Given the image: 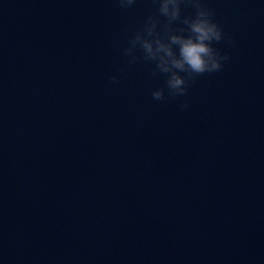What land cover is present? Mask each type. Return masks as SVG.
Returning a JSON list of instances; mask_svg holds the SVG:
<instances>
[{
  "label": "water",
  "instance_id": "1",
  "mask_svg": "<svg viewBox=\"0 0 264 264\" xmlns=\"http://www.w3.org/2000/svg\"><path fill=\"white\" fill-rule=\"evenodd\" d=\"M201 3L229 58L173 98L158 0H0V264H264V0Z\"/></svg>",
  "mask_w": 264,
  "mask_h": 264
},
{
  "label": "clouds",
  "instance_id": "2",
  "mask_svg": "<svg viewBox=\"0 0 264 264\" xmlns=\"http://www.w3.org/2000/svg\"><path fill=\"white\" fill-rule=\"evenodd\" d=\"M159 15L166 18L163 32H158L159 19L149 16L144 27L137 31L129 40V47L124 54L130 56V63L139 57L134 50L139 47L143 51L145 61L154 62L153 74H164L167 78L165 86L169 96L175 98L187 95V84L194 81L197 76L205 73L220 71L222 61L229 57L221 55L213 47L224 39L223 30L212 19L213 13L203 6L201 0H192L196 9L194 16L181 18V4L183 0H158ZM122 10L133 7L136 0H118ZM180 21L186 28L176 29L174 23ZM187 32V35L184 33ZM183 73L184 75H181ZM112 83H117V77H111ZM155 101L166 99L164 88L151 91ZM186 108L187 104L180 105Z\"/></svg>",
  "mask_w": 264,
  "mask_h": 264
}]
</instances>
